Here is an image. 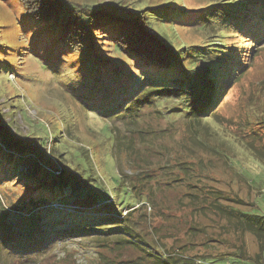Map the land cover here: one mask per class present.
I'll return each instance as SVG.
<instances>
[{"label": "trees", "instance_id": "obj_1", "mask_svg": "<svg viewBox=\"0 0 264 264\" xmlns=\"http://www.w3.org/2000/svg\"><path fill=\"white\" fill-rule=\"evenodd\" d=\"M22 1L32 6L31 13L35 16L32 22L36 32L30 39L35 54H42L51 64H57L66 56L70 59L68 52L74 50L80 58L77 69L81 70L89 87L83 92L86 96L76 97L84 102L83 105L94 108L96 113H91L97 117L125 124L124 129H111L112 138L107 136L111 140L107 147L110 146L120 173L115 190L126 188L128 183L130 186L123 189L124 197L120 200L117 196L112 203L107 202L105 186L96 181L88 149L79 146L88 163L86 169L76 162L69 149L60 151V140L53 137L51 150L63 160L64 167L56 173L54 162L32 146V140H41L38 132L31 130L26 137H21L10 121H0V186L13 183V187H17L9 207L0 203V259L5 254L13 256L15 251H40L51 237L88 233L96 248L105 251L110 248L121 254L109 263L103 251L97 252L99 261L104 264H206L212 255L201 254L196 249L200 247L213 253L219 249L231 251L233 258L246 260L250 257L246 235H250L257 246L255 262H261L264 257V215L252 212L256 208L255 201L238 199L237 203L231 201L232 193L211 190L204 185V180L210 181L206 172L213 167L214 161L221 162L232 173L244 176L240 171H234L236 168L227 154L215 148L212 152L206 151L204 139L219 138L221 133L229 135L256 161L264 162V112L257 115L254 122L249 119L234 129L228 123L223 125L220 114L229 93L221 105L218 103L228 82L233 78H238L234 83L238 82L250 64L248 61L255 60L260 53L254 57L249 53L241 55L238 43L230 45L227 35L254 36L253 47L264 48V37L257 38L260 34L264 36V3L219 0L205 7V11H189L188 16L181 5L171 2L131 11L120 6L104 9L103 6L67 0ZM195 13L197 17H193ZM166 24L196 28L202 30L204 36L218 34L220 40L183 44L176 51L166 40L168 37L160 34L161 39L155 33L160 25ZM184 48L188 51L194 48V51L183 53ZM238 57L247 59L248 64L239 61ZM11 66L13 63L6 65L5 60L0 61V72ZM129 67H134L137 72L133 73ZM175 98L186 99L188 104L171 109L169 113L185 112V131L195 143V147L187 146L183 152H179L173 142L172 145L158 143L153 130L135 127L141 124L147 110L159 113L160 103ZM89 110L85 109L86 115L90 114ZM212 119L216 121L214 126L210 122ZM152 153L161 156L157 167L161 175L148 172L156 164ZM211 153L214 155L208 159L202 156ZM21 166H27V170L20 172ZM127 170L132 175H127ZM153 180L164 187H155L157 184H151ZM211 180L219 182L214 177ZM166 189L183 190L179 202L193 205H182L183 209L191 210L183 217L188 222L184 233L186 242L175 248L163 243L169 238L164 235L169 230L162 231L156 226L145 229L141 222L147 214L146 205L150 207L152 200L159 199ZM129 191L133 195L131 198L144 204L130 207L124 214L123 208L117 210L120 206L116 207V202L123 206ZM147 191L153 199L147 196ZM230 203L247 210L234 208ZM135 215L139 216L137 220ZM201 216L208 217L220 228L217 237L201 240L206 233L199 222ZM223 220L226 224L221 226ZM114 224L117 228L109 227ZM155 232L161 235L157 236ZM231 232L236 236L234 240L226 237ZM174 241L180 242V239ZM127 252L138 255L132 258L126 255ZM218 260L221 259L214 257L211 261Z\"/></svg>", "mask_w": 264, "mask_h": 264}, {"label": "rangeland", "instance_id": "obj_2", "mask_svg": "<svg viewBox=\"0 0 264 264\" xmlns=\"http://www.w3.org/2000/svg\"><path fill=\"white\" fill-rule=\"evenodd\" d=\"M73 1L78 4H90L95 6H103L104 9L122 7L125 10H135L138 8L156 6L166 3H176L183 7L182 11L189 13V11H203L211 3L219 0H67ZM121 1L122 3H119ZM264 0H258L257 3H264ZM106 6V7H105ZM102 7V8H103ZM121 9V8H120ZM33 9L29 3L22 0H0V61L5 60V64L13 63L11 68L2 70L0 72V121L1 123L11 122V127L16 129L21 137H26L31 130L39 133L41 140H32V146L41 150V155L46 159L54 162L56 173L63 170V160L58 159L53 155L51 150L54 147L52 138H59L60 151H68L75 158L76 162L86 169L88 163L85 161L79 146H84L88 149L91 155L90 161L94 166L96 181L105 186L106 194L109 198L107 202L113 201L117 196L119 200L124 197V190L129 188V183L125 185L126 188L115 190L119 182V170L115 158L112 154L110 146L107 147L112 138L111 129L117 127L124 129L125 124L122 121H106L103 117L95 114L96 110L92 107H87L79 101V95L86 96L84 90H88L86 80L83 79L81 70L77 69L79 54H75L70 50L68 55L70 59H60L57 64H51L49 58L42 56V54H35L30 46L32 35L36 32V26L33 24L34 17L32 16ZM189 16V14H187ZM194 14L193 17H197ZM38 17V16H36ZM33 19V20H32ZM202 30L196 28H186L177 25H160L155 33L159 34V38H167L169 45L178 50L183 44L196 45L202 42H215L220 40L218 34L210 33L206 36L202 34ZM162 34V37L161 35ZM263 34L258 35L259 37ZM230 45L238 43V52L243 55L245 53L251 54L252 57L260 53L253 61H248L250 64L244 70L245 74L238 82L234 81L238 78H233L228 82L222 96L218 100L221 103L226 100L225 105L221 108L220 114L223 117V125L227 123L229 126L238 124L243 125L249 119L254 122L258 119L257 115L264 112V48L258 46L253 47L256 40L254 36L246 34L243 38H239L237 34L233 36L227 35ZM247 46V47H246ZM4 47V48H3ZM7 47V48H6ZM244 50H243V49ZM248 48V49H247ZM183 53H192L194 48L187 50L184 48ZM260 49V50H259ZM253 50V51H252ZM255 50V51H254ZM117 54V52H116ZM46 56V54H44ZM121 55L126 56L124 53ZM111 57V55H110ZM123 58V57H121ZM238 60L247 63V59L238 57ZM74 62V64L72 63ZM248 64V63H247ZM133 73L137 70L134 67H129ZM128 70V68H127ZM232 87V90L229 88ZM78 96V97H76ZM187 100L168 99L158 106L159 113L152 110L145 112L144 118L137 126L139 128L153 130V133L158 136L159 142L163 145L174 144V147L179 152H183L185 147H195V143L186 133L185 112L169 113L172 109H178L181 106H187ZM181 105V106H180ZM90 109V114H85V109ZM95 112V113H91ZM87 117V118H86ZM101 117V118H100ZM30 121V123L26 120ZM10 119V120H9ZM127 119V118H125ZM212 126L216 125L215 120H210ZM257 129V126H255ZM229 130V128H228ZM12 131H14L12 129ZM161 135L158 133H160ZM38 132V133H37ZM134 134L133 136H136ZM131 136V135H130ZM31 140L33 137H27ZM130 138H128L129 140ZM203 140V139H202ZM128 143L129 141L126 140ZM207 144L206 151L212 152L213 149H218L222 153L227 154L231 158V163L236 168L234 171H240L241 174L232 173V170L226 168L221 162L214 161L213 167L207 170L210 181H205V186L211 190H221L226 193H232L231 201L243 199L248 202H256V208L253 213L264 215V162L256 161L250 152L246 151L237 140L229 135L221 133L219 138L208 137L204 139ZM221 143H224L222 145ZM61 153V152H60ZM68 153V152H66ZM84 153V152H83ZM158 155V154H157ZM214 153L209 155L203 154L204 159L213 156ZM154 160L155 168H149L148 172L152 174L154 171L161 175L162 172L157 169L160 165L159 161L161 156H156L155 153L151 154ZM67 157H69L67 155ZM27 166H21L19 171L25 172ZM127 175L132 173L127 170ZM89 172V171H88ZM158 175V176H159ZM211 177L218 179L219 182L212 181ZM157 180L152 181V185L157 183ZM249 182V184L247 183ZM161 189L164 186H157ZM13 183L7 186H0V203L4 206H10V198L15 195L13 190ZM183 190H164L159 199L156 198L150 207H147V214L141 220L145 229L158 227L162 231H167V238L163 243L171 245L174 248L186 242L184 233L188 228V222L183 220L190 213V209H183L182 205L193 206L192 204H181L179 201L182 196ZM131 191L125 196L123 206L118 205L117 210L124 209V214L129 212V208L136 206L139 207L144 204L137 203L138 201L131 198ZM147 196L152 198L149 191ZM9 197V199L7 198ZM133 197V195H132ZM17 199V198H16ZM153 199V198H152ZM14 201V200H13ZM187 203V202H186ZM226 205H229L226 203ZM234 208L247 210L245 207L238 206V204L230 203ZM155 208H157L155 210ZM173 212V213H172ZM172 213V215H171ZM134 218L137 220L138 215ZM200 224L204 227L203 238L198 237L205 241L211 237H217L221 232L219 227H215L213 222L205 216L199 218ZM226 221L220 222L224 226ZM114 228L116 224L109 226ZM157 236L160 233H154ZM153 234V235H154ZM230 240L235 239V235L231 232L226 235ZM180 239V242L174 239ZM247 248L249 256L246 260H240L232 257L231 251L221 252V250L210 252L207 248H196L200 250L201 254L212 255V258L206 264H264V257L255 262L256 253L258 251L250 235H246ZM170 246V247H171ZM103 251L106 260L111 263L113 260L118 259L121 254L117 250L108 248L106 251L102 248H96L91 234H74L65 238L51 237L47 242V246L40 251L30 252H17L13 256L4 255L0 259V264H104L99 261L97 252ZM227 251V250H225ZM194 254V253H193ZM127 256L136 258L138 254L134 252H127ZM125 255V256H126ZM210 257V256H209ZM214 257L221 259L218 261H211ZM257 258V257H256Z\"/></svg>", "mask_w": 264, "mask_h": 264}]
</instances>
